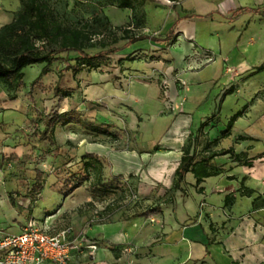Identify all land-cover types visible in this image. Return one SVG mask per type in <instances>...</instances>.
<instances>
[{
  "label": "crops",
  "instance_id": "0c3cea01",
  "mask_svg": "<svg viewBox=\"0 0 264 264\" xmlns=\"http://www.w3.org/2000/svg\"><path fill=\"white\" fill-rule=\"evenodd\" d=\"M140 1L145 16L139 24H135L136 11L130 8L101 7L105 28L130 25L134 36L146 37L132 42L121 36L123 45L112 48V53L125 55L117 63L118 74L100 85L95 83L93 91L94 99L120 103L127 110L124 119L100 114L99 120L103 124L114 121L118 128L126 126L139 134L140 142L137 147L120 149L114 141L87 143L78 156L81 160L85 154L96 155L102 176L118 183V189L128 181L140 199L150 204L147 208L157 206L159 211L138 216L125 215L120 207L107 208L110 216L87 229L89 239L98 245L95 257L91 259L84 251L75 256L74 263L264 264V98L248 104L264 88V70L241 79L264 63V15L254 12L263 10L264 0ZM20 7L18 3L0 10V26L10 22ZM241 8L246 10L236 17L235 11ZM207 55L213 60L206 61ZM160 72L161 79L155 75ZM127 73L153 78L149 83L128 81ZM174 75L185 80L183 88L169 79ZM229 89L233 91L226 93ZM91 90L84 86L87 96L82 104L91 101ZM18 100V93L9 99ZM238 111L242 113L225 137H221L223 131L205 126L197 132L205 120L215 118L224 126ZM87 120L60 129L73 130L75 125L86 136L102 134V127ZM190 135L197 136L199 151L218 139L212 150L232 148L244 159L254 158L253 164L244 166L229 154L219 155L212 164L222 168V173L195 185L194 175L188 172L183 192L174 190V172ZM7 148L21 158L32 146L23 143ZM241 185L252 193L241 194ZM2 194L0 228L9 233L21 232L29 218L46 217L38 224L55 234L66 224L79 230L89 217L75 189L64 192L44 186L36 200L29 196L30 204L19 201V205L8 200L7 189ZM155 196L165 198L155 201Z\"/></svg>",
  "mask_w": 264,
  "mask_h": 264
},
{
  "label": "rangeland",
  "instance_id": "374dc122",
  "mask_svg": "<svg viewBox=\"0 0 264 264\" xmlns=\"http://www.w3.org/2000/svg\"><path fill=\"white\" fill-rule=\"evenodd\" d=\"M48 2L53 7L59 20L65 25L78 26L81 21L88 22V30L93 34L91 35V41L84 48L86 52L94 54L100 50L118 48L123 45V38H119V36H122L121 33L115 29L117 36L109 34V30H112V28H105L106 17L104 14H100L103 12L101 7L110 5L109 0H48ZM18 3H20L19 0H0V10L11 9L13 5ZM101 44H105V46ZM60 56L61 59L56 61L52 65L51 71L45 75L40 76L43 64H34L23 69L22 80L25 86L18 91V101L11 102L8 96L5 98L7 91L0 83V198L2 199L4 189H7L8 200L14 205H19V201L30 204L31 198L29 196L36 200L41 192V190L38 191V187L34 183L36 177L40 175L42 185L47 190L52 186H56L58 190L64 192L78 190L83 197L81 207L85 208L86 213L89 214L87 222L95 213V210H103L106 202L113 198H118L117 200L120 203L115 200L113 204H108L107 208H121L125 210L123 212H127L125 215L144 212L150 204L144 203L143 199H140L136 204L122 203L116 190L118 189L116 186L118 183L108 179L107 176L100 175L98 177L92 170H85L78 156L84 144L87 143H109L114 141L116 148L120 149L137 147L140 142L138 140L139 134L135 135L126 126L118 128L113 124L114 121L111 123V120H108L109 122L103 124L101 122L103 120H99L100 114L110 117V119L113 117L124 119L127 110H125L126 108L122 109V104L93 98L95 83L100 85L105 79L118 74L117 63L125 58V55L120 56L116 53H110L105 61L97 62L91 67L88 65L82 66L80 67L81 70L77 72H73L72 69H65L67 62L71 65L75 64V57L77 56L75 51L63 52ZM205 59L206 61L213 60L212 56L209 55ZM255 72L258 71L247 73L241 79L249 78ZM127 74L128 81L138 80L149 83L153 78L131 75L132 73ZM155 75L160 78L162 73H156ZM169 79L173 80L178 88L185 86V80L180 76L174 75ZM32 82H34V86ZM163 83L167 84L166 82ZM85 85L92 89L89 91V97L92 99L88 103L82 104L85 100L84 96H87L83 91ZM66 92H69V95H65ZM259 97L264 98V88L258 90L248 104ZM248 104L243 108L244 110L248 109ZM50 111L79 114L81 119L88 118L89 123L98 124L102 127L104 133L100 135L90 133L86 136L81 131L82 127L73 125L75 129L64 130L60 129V126L64 124L59 122L55 124L54 129H56L53 134L55 133L60 144V155L57 158L53 157L50 154L48 140L39 139V132L44 127L43 117ZM25 115L27 118H24ZM205 122L206 128L219 129L221 132L225 130V124L224 126L219 124L220 120L218 119L212 118L205 120ZM205 139L207 140L206 137ZM23 143L31 144L32 148L28 154L22 155L21 158L19 156L14 157L11 150L7 148V146ZM201 146L202 144H199V148ZM47 155L52 156L53 159L48 160ZM101 174L103 173L101 172ZM77 181L82 182L78 187H76ZM102 184L107 186L105 187ZM111 184L115 185L114 189L108 187V185L112 186ZM24 194H27L28 198H19V195ZM166 194H169V191ZM153 198L155 201H163L165 197L157 198L155 196ZM30 219L36 220L35 218H29L28 220ZM45 219L46 217L43 219L38 218L36 221ZM68 225L71 224L65 226Z\"/></svg>",
  "mask_w": 264,
  "mask_h": 264
},
{
  "label": "trees",
  "instance_id": "16d2710c",
  "mask_svg": "<svg viewBox=\"0 0 264 264\" xmlns=\"http://www.w3.org/2000/svg\"><path fill=\"white\" fill-rule=\"evenodd\" d=\"M19 2L21 7L15 13L13 19L0 26V83L5 87L7 96L10 100L15 99L18 91L25 86L22 79L24 75L23 69L27 66L43 64L40 76L45 75L51 71L52 65L61 59V53L75 51L77 53L75 64L71 65L67 62L65 69H72L73 72H77L81 70L80 67L82 66L88 65L91 67L97 62L105 61L108 54L114 51L113 49H106L94 54L86 52L84 48L89 41H91V35L93 34L88 30V22H83L78 26L65 25L59 20V17L55 14L48 0H19ZM109 4L116 5L120 8H130L132 12L136 11L138 17L136 18L135 24H139L145 16L144 11L141 10L143 2L140 0H109ZM138 10H140V12H138ZM245 10V8L236 10L235 16H240ZM254 12H259L264 15V8L263 10L256 9ZM129 26L130 25H126L118 28L117 32L121 33L124 37H129V41L132 42L146 37L145 35L134 36L135 34L132 33L131 27ZM108 33L115 36L118 35L116 30H109ZM101 45L105 46V44ZM262 70H264V63L256 69V71ZM32 85H35L34 82H32ZM56 88L58 92V86ZM232 91L233 90L229 89L226 93H231ZM65 95H69V92H66ZM246 105L244 107H246ZM241 113L242 111H238L229 118L221 137L228 135L234 121ZM81 121L82 119L79 114L50 111L43 117L44 127L39 132V139L48 140L50 144V154L57 158L60 155V145L53 134L55 124L59 122L61 124H79ZM204 126L205 123L200 124L197 132H200ZM94 130L96 129L93 128L92 131ZM102 133H104V130ZM217 143L218 139L207 142L199 151L197 150V136L190 135L187 144L183 148L179 164L174 172L172 186L174 190L183 192L182 184L185 185V175L188 172L194 175L195 185H200L207 177L222 173V168L212 164V160L219 155L229 154L239 164L248 167L252 166V159L254 158L244 159L242 154H235L232 148L212 150L211 146ZM81 161L85 170H92L98 177L101 175L102 165L96 155L85 154L81 158ZM34 183L38 187V191L42 189L43 185L40 175L36 177ZM81 184V181H77L76 187ZM102 185L105 187L107 186L106 184ZM111 185L112 186L108 185V187H115L114 184ZM129 186L131 187V184L128 183V181L120 185L117 192L121 200L126 198ZM201 189L202 188H199V190ZM240 189V193L243 195H250V193H252L251 190H248L243 185L240 186ZM117 199L118 198L114 200ZM225 200H227L226 197ZM117 201L120 202L119 200ZM158 211L159 207L153 206L139 213L138 216H148Z\"/></svg>",
  "mask_w": 264,
  "mask_h": 264
},
{
  "label": "built area",
  "instance_id": "2783aa9c",
  "mask_svg": "<svg viewBox=\"0 0 264 264\" xmlns=\"http://www.w3.org/2000/svg\"><path fill=\"white\" fill-rule=\"evenodd\" d=\"M128 188L122 203L136 204L140 200L139 194L132 186ZM114 201L106 202L103 210H95L79 230L68 225L55 234H49L33 219L28 220L19 233H9L0 228V264H75V256L84 251L93 259L98 245L89 239L87 229L95 221H103L110 216L107 205Z\"/></svg>",
  "mask_w": 264,
  "mask_h": 264
}]
</instances>
